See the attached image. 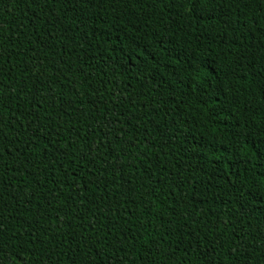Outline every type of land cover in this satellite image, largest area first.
I'll use <instances>...</instances> for the list:
<instances>
[{"label": "trees", "instance_id": "1", "mask_svg": "<svg viewBox=\"0 0 264 264\" xmlns=\"http://www.w3.org/2000/svg\"><path fill=\"white\" fill-rule=\"evenodd\" d=\"M0 264H264V0H0Z\"/></svg>", "mask_w": 264, "mask_h": 264}]
</instances>
